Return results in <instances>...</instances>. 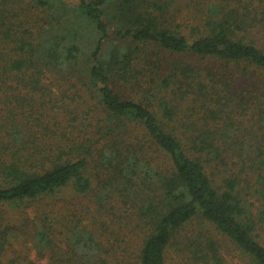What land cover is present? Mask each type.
Segmentation results:
<instances>
[{
    "label": "trees",
    "instance_id": "1",
    "mask_svg": "<svg viewBox=\"0 0 264 264\" xmlns=\"http://www.w3.org/2000/svg\"><path fill=\"white\" fill-rule=\"evenodd\" d=\"M178 2L0 0V264H264V0ZM66 189L84 223L12 213Z\"/></svg>",
    "mask_w": 264,
    "mask_h": 264
},
{
    "label": "rangeland",
    "instance_id": "2",
    "mask_svg": "<svg viewBox=\"0 0 264 264\" xmlns=\"http://www.w3.org/2000/svg\"><path fill=\"white\" fill-rule=\"evenodd\" d=\"M204 0H181L180 2L177 3V5H180L181 12L176 16L177 20L180 21V25H178V29L182 32H189V29L194 26L200 24V21H198V18H202L203 15L201 14V8L200 7ZM174 24V23H173ZM175 25V24H174ZM159 56L162 55V52H158ZM165 57H168L165 55ZM169 58V57H168ZM55 93V92H54ZM37 95V94H36ZM13 102V101H12ZM14 106V102L12 104H8L9 109ZM3 104H0V118L4 116V109H5ZM25 112V111H24ZM48 113V112H46ZM52 113V112H50ZM14 123H16L17 126L23 127L25 126V119L24 115L25 113H21L18 110L14 111ZM48 120V118H44ZM33 122V121H31ZM51 124V121H50ZM31 125H36L32 123ZM34 130H37V127L34 126ZM43 138H46L44 136ZM37 142H40L38 139ZM73 194L69 193L68 190H63L62 193H59L57 196L53 198H47L43 199L40 201H34L32 203H29L31 207H27L24 210H17L16 212H12L14 217H17V220H20L23 218L25 215H32L34 214L35 210H38L39 212H50L52 216L56 217L59 221L60 224L56 226L57 230H64L65 223H62L61 221H64V218H70V216L76 215L78 218H80L84 223L86 218L85 216V210L88 212H91L92 209H94L93 203L89 200L90 198L87 197H77V196H72ZM18 213V214H15ZM108 219H111L112 221L118 220L119 223L118 225L114 226V230L116 232L113 233L111 239L117 238L119 241L123 237H128L130 238L129 242L127 243V252H132L135 249L136 242L134 239H131V234L129 233V228L127 231L125 229H120L119 225L121 224L122 220L118 219L117 217L110 216ZM106 219L105 225H109V222ZM66 224H68V219L66 221ZM209 228V227H207ZM187 229L189 230L188 232H191L192 230H201L205 229L203 228V225H201L199 222H193L191 225L187 226ZM210 235L214 240H216V243L218 244L219 247V253L224 260L225 264H248L246 260L240 255V253L230 244L229 241L223 239L220 235H217L212 229H209ZM189 234V233H188ZM108 235L105 234L104 237H107ZM57 241V240H56ZM183 254V253H182ZM28 257L35 261L38 264H46L47 262V257L45 256H38L36 252L31 249L28 252ZM167 264H190L189 261L185 258V255H180L179 251L171 248L168 253H167Z\"/></svg>",
    "mask_w": 264,
    "mask_h": 264
}]
</instances>
